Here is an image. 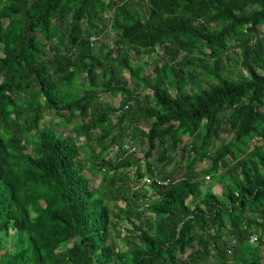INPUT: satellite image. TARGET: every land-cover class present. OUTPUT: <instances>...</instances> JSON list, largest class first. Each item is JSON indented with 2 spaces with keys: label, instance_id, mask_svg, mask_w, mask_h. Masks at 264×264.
Returning a JSON list of instances; mask_svg holds the SVG:
<instances>
[{
  "label": "trees",
  "instance_id": "trees-1",
  "mask_svg": "<svg viewBox=\"0 0 264 264\" xmlns=\"http://www.w3.org/2000/svg\"><path fill=\"white\" fill-rule=\"evenodd\" d=\"M262 27L264 0H0L3 264H264Z\"/></svg>",
  "mask_w": 264,
  "mask_h": 264
},
{
  "label": "rangeland",
  "instance_id": "rangeland-1",
  "mask_svg": "<svg viewBox=\"0 0 264 264\" xmlns=\"http://www.w3.org/2000/svg\"><path fill=\"white\" fill-rule=\"evenodd\" d=\"M261 32H262L263 35H264V27L261 28ZM113 42H114L113 34L111 33V30H110V28H109V30H108V31H107V32L101 37L99 43H100V44L105 43V44H109L110 46H112V45H113ZM157 50H158V55H157V56H152V57H142V58H139V59H142L139 63L146 62V61H149V62L151 63V62H152L154 59H156L158 56H159V57H158L159 59H160V57H161V58L165 57V56H164V53H163V50H162L161 47H158ZM135 60H137V59H135ZM150 71H152V69H151ZM194 78H196V76H194ZM101 98H102L103 101H104V100L109 101V96H108V95H102ZM114 102H115V105L119 104V100H118V99H117L116 101H114ZM50 119H51V116H47L45 122H48ZM59 131H61V129H60ZM61 132H62V131H61ZM227 139H228V135H223V137H222L219 141L216 142V147H219V146H220L225 140H227ZM188 140H189V139H187V140L185 139L184 142H188ZM229 140H230V138H229ZM126 144H128V145L126 146V148H125L126 150L128 149L127 147H131V146H133V149L136 150L135 153L130 154V155H134V156L137 158V160L140 161V162L144 160V156H145L146 149L142 146V144H141V142H140V139L135 140V141H131V140L128 138V139L126 140ZM94 145H96L95 142H94ZM99 151H100V149H99ZM103 156H105L104 158H106V159H110V158L114 157V153H113V151H110V152L108 153V155H103ZM107 157H108V158H107ZM114 162H115V161H114ZM140 162H139L138 166H139V165H142ZM210 165H211V163L209 162V160H207L206 162L204 161V162H202V163H199V164L197 165V167H198V169H203V168H207V167H209ZM138 166H137V167H138ZM142 168H143V166H142ZM168 168H169L171 171L176 172V171H174V169H175V167H174V163H171V164L168 166ZM143 171H144V168H143ZM177 171H179V170H177ZM133 173H134V172H132V175H133ZM85 174L89 176L88 173L85 172ZM178 176H182V172H179V173H178ZM99 178H102V175H99ZM99 178H98V180H100ZM209 182H210V181H207L208 184H209ZM93 185H94V187H98L99 182L96 181V182H94ZM214 192H215L216 194H221V187H220V186H217V187L215 188ZM119 205H123V203L120 202ZM13 233H14V232H13ZM11 236H14V235L11 234ZM5 245H6V247L9 246L8 243H6ZM7 251H8V249L2 251V252H1L2 255H3L5 252H7ZM3 262H4V259H3V257H1V258H0V264H3Z\"/></svg>",
  "mask_w": 264,
  "mask_h": 264
},
{
  "label": "built area",
  "instance_id": "built-area-1",
  "mask_svg": "<svg viewBox=\"0 0 264 264\" xmlns=\"http://www.w3.org/2000/svg\"><path fill=\"white\" fill-rule=\"evenodd\" d=\"M252 242H254V239L252 240Z\"/></svg>",
  "mask_w": 264,
  "mask_h": 264
}]
</instances>
